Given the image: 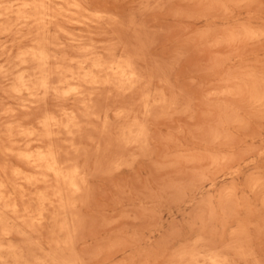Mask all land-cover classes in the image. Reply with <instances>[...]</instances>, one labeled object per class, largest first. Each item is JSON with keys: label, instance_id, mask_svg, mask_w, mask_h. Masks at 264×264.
Returning <instances> with one entry per match:
<instances>
[{"label": "rangeland", "instance_id": "1", "mask_svg": "<svg viewBox=\"0 0 264 264\" xmlns=\"http://www.w3.org/2000/svg\"><path fill=\"white\" fill-rule=\"evenodd\" d=\"M81 7L95 22L0 0V264H75L130 238L114 259L195 250L209 196L233 258L264 256V29L212 5ZM245 151L235 176L191 186L189 160Z\"/></svg>", "mask_w": 264, "mask_h": 264}, {"label": "clouds", "instance_id": "2", "mask_svg": "<svg viewBox=\"0 0 264 264\" xmlns=\"http://www.w3.org/2000/svg\"><path fill=\"white\" fill-rule=\"evenodd\" d=\"M61 2L66 5V9H59V13L68 11L70 17L79 16L81 22L84 20L95 22L92 13H87V8L81 7L82 4L92 6L101 14L113 11V5L129 4L132 6L129 11L133 13L130 18L134 17L135 12L141 10L136 8V5L141 7L146 5V0H61ZM155 4L160 5L156 8V12L161 14H170L176 10L165 7L166 5L195 4L199 9L206 5H212L219 10L228 11V15L222 18L242 19L245 23L257 24L264 29V0H155ZM71 22L75 23L76 21ZM237 131L233 129L231 135L235 136ZM246 155H248V151L239 156L228 154L225 160L215 163L210 159V156L189 160L191 186L199 185L201 190L207 191L212 186L209 183L210 178L216 176L218 172L224 173L222 178L235 176L236 172L240 171V161ZM260 155L264 156V149H261ZM226 215L227 208L219 203L216 197L209 196L189 225L197 230L198 239L201 241L195 250L191 248V245L181 243L178 247L173 246L170 249L157 251L151 259L146 256L142 257L139 253L136 255L129 253L127 258L114 259L123 249L136 247L135 239L130 238L96 247L89 253L90 258L88 260H79L75 264H240L238 260L233 258L228 240L224 241L223 239L225 234L228 236L227 226L222 225ZM213 221L219 224L218 228L209 227ZM26 223L27 219L25 218ZM218 234L219 239L217 238ZM246 255H248V259L245 264H264V256L257 259L248 253ZM48 264H61V262L49 261Z\"/></svg>", "mask_w": 264, "mask_h": 264}, {"label": "bare ground", "instance_id": "3", "mask_svg": "<svg viewBox=\"0 0 264 264\" xmlns=\"http://www.w3.org/2000/svg\"><path fill=\"white\" fill-rule=\"evenodd\" d=\"M31 3V2H30ZM33 3V2H32ZM29 4V3H28ZM3 7V6H2ZM7 7V6H6ZM43 8H44V6H42ZM4 8V7H3ZM37 9H39V8H37ZM17 10V9H16ZM41 11V10H40ZM9 12V11H8ZM35 12V11H34ZM41 12H43V11H41ZM46 11H44V13H45ZM50 12V11H49ZM9 13H12V12H9ZM3 15V14H2ZM8 15V14H7ZM42 15V14H41ZM5 16V15H4ZM36 16V15H35ZM33 17V16H32ZM21 18V17H20ZM30 18V17H29ZM42 18H44V17H42ZM50 18V17H49ZM16 19V18H15ZM40 19V18H39ZM33 20H34V18H33ZM48 20V19H47ZM51 20V19H50ZM36 22V21H35ZM43 23V22H42ZM28 24V23H27ZM49 25V24H48ZM20 26V25H19ZM33 42V41H32ZM39 44V43H38ZM42 45V44H41ZM44 45V44H43ZM32 46V45H31ZM32 47H34V46H32ZM36 47V46H35ZM46 47H48V46H46ZM43 48H44V46H43ZM39 49H41V48H39ZM86 49V48H85ZM25 51H27V50H25ZM23 52V51H22ZM25 53V52H24ZM30 53V52H29ZM48 54V53H47ZM49 58V57H48ZM47 58V59H48ZM38 59H40V58H38ZM34 60V59H33ZM28 61V60H27ZM39 61V60H38ZM34 62V61H33ZM32 62V63H33ZM83 62V61H82ZM27 63V62H26ZM28 64V63H27ZM34 64V63H33ZM19 65H21V64H19ZM18 66V65H17ZM122 66V65H121ZM23 67V66H22ZM25 67V66H24ZM27 67V66H26ZM114 67V66H113ZM19 68H20V66H19ZM18 68V69H19ZM80 68V67H79ZM111 68V67H110ZM113 70V69H112ZM118 70V69H117ZM127 70V69H126ZM37 71V70H36ZM46 71V70H45ZM121 71V70H120ZM108 72V71H107ZM109 72H111V71H109ZM118 72V71H117ZM130 72V71H129ZM37 73V72H36ZM73 74V73H72ZM118 74V73H117ZM122 74V73H121ZM128 74V73H127ZM34 75H35V73H34ZM38 75H39V73H38ZM49 75V74H48ZM29 76V75H28ZM41 76V75H40ZM99 76V75H98ZM123 76H124V74H123ZM34 77V76H33ZM75 77V76H74ZM127 77V76H126ZM38 79V78H37ZM81 79V78H80ZM41 80V79H40ZM83 80V79H82ZM42 82V81H41ZM34 84V83H33ZM22 85V84H21ZM24 86V85H23ZM27 86V85H26ZM39 87H40V84H39ZM45 87V86H44ZM23 88V87H22ZM25 88V87H24ZM48 90V89H47ZM46 90V91H47ZM27 91V90H26ZM31 95V94H30ZM33 96V95H32ZM71 115V114H70ZM71 118V117H70ZM45 119V118H44ZM42 123V122H41ZM66 123V122H65ZM43 126H45V125H43ZM68 133V132H67ZM43 136V135H42ZM19 146V145H18ZM35 157V156H34ZM32 161V160H31ZM51 161V160H50ZM33 162V161H32ZM34 162H35V160H34ZM53 163H51V165H52ZM39 166V165H38ZM37 167V166H36ZM38 168V167H37ZM55 168V167H54ZM59 171V170H58ZM54 172V171H53ZM54 174V173H53ZM56 174V173H55ZM59 174V173H58ZM57 175V174H56ZM60 175V174H59ZM62 176V175H61ZM64 178V177H63ZM78 183V182H77ZM72 191V190H71ZM37 218V217H36ZM5 219V218H4ZM38 220V219H37ZM40 220V219H39ZM43 220V219H42ZM8 231V230H7ZM15 252V251H14ZM17 260V259H16ZM36 260V259H35ZM6 262V261H5ZM17 263V262H16ZM37 263V262H36Z\"/></svg>", "mask_w": 264, "mask_h": 264}]
</instances>
